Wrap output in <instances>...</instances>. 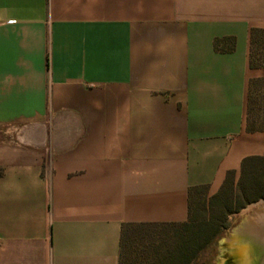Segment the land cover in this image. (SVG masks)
<instances>
[{"label":"crops","instance_id":"crops-1","mask_svg":"<svg viewBox=\"0 0 264 264\" xmlns=\"http://www.w3.org/2000/svg\"><path fill=\"white\" fill-rule=\"evenodd\" d=\"M251 30L264 0H0V264H162L264 156Z\"/></svg>","mask_w":264,"mask_h":264},{"label":"trees","instance_id":"trees-1","mask_svg":"<svg viewBox=\"0 0 264 264\" xmlns=\"http://www.w3.org/2000/svg\"><path fill=\"white\" fill-rule=\"evenodd\" d=\"M217 41L213 43V48L216 50ZM255 57L257 59H255ZM248 66L252 69L264 68V31L251 30L249 32L248 40ZM264 82V81H262ZM263 110H264V94H263ZM264 113V111H263ZM251 106H250V93L248 94L245 126L246 130L253 132L255 129L251 122ZM264 120V118H263ZM255 170L264 172V156L259 159H247L242 162V174L236 183L237 193L246 196V199L235 207L231 206V200L228 199V194L232 192V174L227 173L220 190L207 201L205 207L212 210L214 204L218 207L213 213L211 211L203 220H196L192 217L188 222L181 224L183 228L182 233L176 234L173 244L168 246V250L164 251L162 256V264H206L208 253L211 245L221 235L222 230L226 228V215L238 211L246 203L256 201L259 199L264 200V174H261L257 180L253 174ZM193 191H188V213L191 214V195ZM258 193L252 197L253 193ZM148 248H152L148 246ZM158 250L160 247H154ZM153 248V249H154ZM164 248V247H163ZM158 261V260H157Z\"/></svg>","mask_w":264,"mask_h":264},{"label":"rangeland","instance_id":"rangeland-1","mask_svg":"<svg viewBox=\"0 0 264 264\" xmlns=\"http://www.w3.org/2000/svg\"><path fill=\"white\" fill-rule=\"evenodd\" d=\"M255 59H257L255 57ZM263 94H264V82L262 81H255L252 82L250 85V106H251V122L255 129H261L264 128V113H263ZM7 130L2 129L1 133H5ZM250 174H253L255 178H260L259 176L261 174H264L263 171L255 170L254 172H250ZM232 192L231 194H228V199L231 200V206L235 207L236 204L244 201L246 199V196L238 194L236 189V184L232 185ZM258 193H253L252 197L257 195ZM256 201H264L263 199H259ZM251 201L249 203H246L242 208H240L236 212H232L226 215V222L227 226L225 229L222 230L221 235L217 238L216 241L213 242L211 245V249L208 253L207 260L205 261L206 264H236L235 262L237 259H235V255L233 252V242L231 241L230 235L231 230L234 229L239 221H240V210L243 209L246 205L256 202ZM205 199L204 194L202 191H197L192 198H191V217L196 220H203L207 217V215L213 211V213L217 210L216 203L214 204L212 210L205 207ZM183 228L181 226L178 227V233H182ZM169 238L173 236L174 240V232L169 233Z\"/></svg>","mask_w":264,"mask_h":264},{"label":"water","instance_id":"water-1","mask_svg":"<svg viewBox=\"0 0 264 264\" xmlns=\"http://www.w3.org/2000/svg\"><path fill=\"white\" fill-rule=\"evenodd\" d=\"M240 216L230 235L237 259L235 263L264 264V201L246 205L240 210Z\"/></svg>","mask_w":264,"mask_h":264},{"label":"bare ground","instance_id":"bare-ground-1","mask_svg":"<svg viewBox=\"0 0 264 264\" xmlns=\"http://www.w3.org/2000/svg\"><path fill=\"white\" fill-rule=\"evenodd\" d=\"M234 255H235V253H234ZM239 256H241L240 254H238Z\"/></svg>","mask_w":264,"mask_h":264}]
</instances>
